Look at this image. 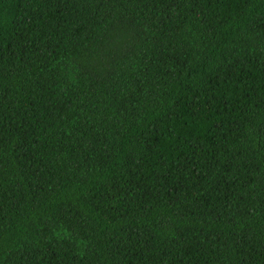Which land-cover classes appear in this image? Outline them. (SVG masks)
Wrapping results in <instances>:
<instances>
[{
  "label": "trees",
  "instance_id": "16d2710c",
  "mask_svg": "<svg viewBox=\"0 0 264 264\" xmlns=\"http://www.w3.org/2000/svg\"><path fill=\"white\" fill-rule=\"evenodd\" d=\"M0 264H264V0H0Z\"/></svg>",
  "mask_w": 264,
  "mask_h": 264
}]
</instances>
